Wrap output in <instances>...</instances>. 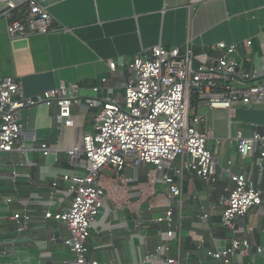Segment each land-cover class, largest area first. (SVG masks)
Returning <instances> with one entry per match:
<instances>
[{"label": "crops", "instance_id": "crops-1", "mask_svg": "<svg viewBox=\"0 0 264 264\" xmlns=\"http://www.w3.org/2000/svg\"><path fill=\"white\" fill-rule=\"evenodd\" d=\"M7 1L0 0V78L15 77L26 96L64 83L76 86L83 101L122 99L130 75L127 64L145 57L157 44L181 51L188 45L197 61L205 53L213 54L211 46L217 42L235 44L234 58L249 59L247 67L264 68V0H36L49 12L52 29L14 39L7 37L2 16ZM109 62L115 63L114 69ZM97 110L72 106L69 126L57 121L55 105L19 111L21 139L27 149L0 152V197L11 198L9 204L0 202V264H55L74 258L63 244L69 236L66 225L44 214L67 209L68 184L60 177L84 173V156L72 158L67 149L80 145L83 135L92 132ZM197 112L206 116L208 127L220 140L210 145L220 158L216 182L208 186L185 171L179 182L181 195L171 199L162 180L166 172L149 176L152 165L128 163L118 174L104 168L100 180L105 198L87 239L89 258L108 264H164L162 255L145 256L166 243L169 255H180V264H223L210 253L224 250L236 234L247 238L253 249L248 256L237 252L231 263L264 264L261 208H250L233 222L232 230L221 224V200L234 185L227 171L244 173L264 188V172L259 175L255 155L240 156L229 140L237 132L264 133V102L239 107L231 117L225 110L206 107ZM41 142L53 148L52 154L45 156L36 148ZM169 207L174 225L180 224L179 242L167 239L166 223L155 220ZM21 212L30 220L25 231L17 234L11 216ZM257 247L261 252H255Z\"/></svg>", "mask_w": 264, "mask_h": 264}, {"label": "built area", "instance_id": "built-area-1", "mask_svg": "<svg viewBox=\"0 0 264 264\" xmlns=\"http://www.w3.org/2000/svg\"><path fill=\"white\" fill-rule=\"evenodd\" d=\"M2 16L9 39L45 34L52 29L49 12L36 0H8ZM250 43L247 41V45ZM236 48L235 44L217 42L211 46L213 54L205 53L197 61L188 45L181 51L179 47L157 44L150 49V57H137L127 64L130 75L124 83L122 99L86 98L83 101L76 86L64 83L26 96L15 77L0 78V152L27 149L21 139L22 124L18 120V113L23 108L55 105L58 108L56 119L64 126L72 124V106L98 108L92 132L83 135L80 145L67 149L72 158L84 156L82 175L60 177L68 184L67 209L44 214V217L62 221L69 231L63 244L74 258L55 264H108L87 256L90 229L105 198L100 180L104 168H111L118 174L128 163L152 165L149 176L156 171L166 172L162 180L171 199L181 195L179 182L185 171L201 178L208 186L216 182L220 158L210 145L214 140L217 144L220 140L208 127L206 116L197 110L200 107L225 110L231 117L239 107L252 108L258 101L264 102V68L259 71L252 65L247 67L245 62L249 59L234 58ZM109 68L114 69L115 63L109 62ZM229 140L236 144L240 156L255 155L261 176L264 172V133L258 129L249 136L237 132ZM36 148L45 156L54 151L42 142L37 143ZM227 174L234 185L221 200V224L232 230L233 222L250 208L258 207L264 211V188L256 186L244 173L227 171ZM56 184V180L52 182L53 187ZM1 201L9 204L11 198L0 197ZM206 217L202 214V218ZM11 219L16 223L15 232L21 234L30 216L26 212L14 213ZM155 220L166 223L167 239L174 238L179 242L180 224L174 225L173 208L169 207ZM252 249L247 238L233 234L229 246L210 254L223 264H232L231 257L237 252L248 256ZM261 250L257 247L255 252ZM157 255L163 256L164 264H180L181 261L179 254L169 255L166 243L158 244L154 253L145 259ZM246 263L254 264L249 260Z\"/></svg>", "mask_w": 264, "mask_h": 264}, {"label": "water", "instance_id": "water-1", "mask_svg": "<svg viewBox=\"0 0 264 264\" xmlns=\"http://www.w3.org/2000/svg\"><path fill=\"white\" fill-rule=\"evenodd\" d=\"M150 55H151V51L149 50V51L147 52L146 56H145V57H142V58H148V57H150Z\"/></svg>", "mask_w": 264, "mask_h": 264}, {"label": "rangeland", "instance_id": "rangeland-1", "mask_svg": "<svg viewBox=\"0 0 264 264\" xmlns=\"http://www.w3.org/2000/svg\"><path fill=\"white\" fill-rule=\"evenodd\" d=\"M199 113V112H198ZM200 113H201V111H200ZM203 113V112H202Z\"/></svg>", "mask_w": 264, "mask_h": 264}]
</instances>
